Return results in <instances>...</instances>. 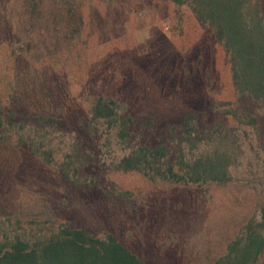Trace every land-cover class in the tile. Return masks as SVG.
<instances>
[{
	"label": "rangeland",
	"instance_id": "374dc122",
	"mask_svg": "<svg viewBox=\"0 0 264 264\" xmlns=\"http://www.w3.org/2000/svg\"><path fill=\"white\" fill-rule=\"evenodd\" d=\"M99 95L136 117L129 139L106 128L98 133L104 130L108 137H96L92 107ZM16 107L31 123L36 121L28 116L45 114L51 125L36 141L53 148L54 157L47 164L17 143L18 134L6 140L0 127V248L16 236L57 230L53 220L98 222L104 229L117 222L118 237L146 264H214L249 227L264 235V106L236 92L223 46L187 5L0 0V108ZM236 110L255 121H235L227 112ZM189 112L204 124L238 126L237 146L228 137L193 151L194 156L225 151L231 181L184 183L117 169L116 160L131 143L177 139ZM71 152L82 177L128 190L131 201L110 198L105 210L74 208L65 216L56 205L61 199L85 208L98 196L64 177L61 164ZM256 264H264V254Z\"/></svg>",
	"mask_w": 264,
	"mask_h": 264
},
{
	"label": "trees",
	"instance_id": "16d2710c",
	"mask_svg": "<svg viewBox=\"0 0 264 264\" xmlns=\"http://www.w3.org/2000/svg\"><path fill=\"white\" fill-rule=\"evenodd\" d=\"M172 1L177 5H187L200 21L209 25L226 53L236 92L264 106V11L261 2ZM212 109H217V106ZM0 111V127H4L8 133L4 138L8 140L12 134H18L17 143L20 146L27 145L36 156L50 164L54 157L53 148L36 141L43 127L51 125L45 121V114L38 112L28 116L36 121L31 123L27 122V116L19 114L17 107L11 111L0 108ZM227 114L240 123H243V119L253 120L248 114L237 110L228 111ZM92 116L96 122V137L97 134L108 137L109 133L104 130L98 133L99 129L105 128L109 131L116 130L118 138L122 140L129 139L135 133L136 117L126 114L119 102L113 98L97 96L92 107ZM200 118L198 113L189 112L184 118L181 131L176 133L177 139L169 138L158 144L131 143L128 150L116 160L117 169L140 170L151 179H172L184 183L224 184L231 181L232 163L225 151L217 150L212 154L198 156H194L193 151L202 143L211 144L213 140L222 142L228 137H231L237 146L240 137L237 133L238 126L230 128L223 122L204 124ZM76 148L78 147L74 146L77 153L79 149ZM61 168L64 177L70 180L71 184L80 181L84 187L98 194L85 208L82 203L73 199H61L56 205L60 207L59 211L66 212L67 217H70L74 208L95 212L100 206L105 210L110 198L113 203L119 199L131 201L128 190H121L115 184L105 186L99 183V177H82V166L73 152L67 154ZM262 212L264 222V206ZM54 219L59 218L56 216ZM53 222L58 224L57 230L43 234L36 231L34 236H16L6 242L0 248V264H146L118 237L117 222L106 229L97 226L98 222L81 226L70 222L58 223L57 220ZM263 254L264 235L257 228L249 227L245 237L232 241L227 253L214 264H256Z\"/></svg>",
	"mask_w": 264,
	"mask_h": 264
}]
</instances>
